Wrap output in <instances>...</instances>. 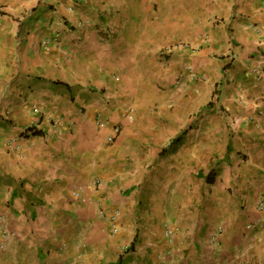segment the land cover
I'll return each mask as SVG.
<instances>
[{
  "label": "crops",
  "instance_id": "obj_1",
  "mask_svg": "<svg viewBox=\"0 0 264 264\" xmlns=\"http://www.w3.org/2000/svg\"><path fill=\"white\" fill-rule=\"evenodd\" d=\"M169 41L174 79L212 98L150 173L118 75ZM261 198L264 0H0V264H152L168 226L175 264H264Z\"/></svg>",
  "mask_w": 264,
  "mask_h": 264
},
{
  "label": "rangeland",
  "instance_id": "obj_2",
  "mask_svg": "<svg viewBox=\"0 0 264 264\" xmlns=\"http://www.w3.org/2000/svg\"><path fill=\"white\" fill-rule=\"evenodd\" d=\"M182 30L179 29L180 36H182ZM179 45L184 46L185 44L181 41L165 42L164 48L160 52L149 51V57L156 58V62L151 60L152 62L148 61L147 65L144 66L131 62L122 67V73L118 75L119 84L116 90L119 93L118 99L123 103H131L136 108L135 120L129 123L131 131L126 140L141 143V149L139 145H135L136 148L132 147V150H142L148 153L149 167L147 170L150 173L154 171L155 166H160L161 155L159 151L161 144L168 138L178 135L177 132L170 131L171 127L177 125L175 117H184L182 114L186 115L185 108L188 111L186 126L199 122L206 110L197 111V106L212 98L211 93L201 87L208 85L207 77H201V74L196 70L195 73L191 72L194 74L191 76V81L195 84L188 85L182 78L174 79L175 72L179 68L176 69L172 66V49ZM187 64L185 63L186 66ZM216 72L218 74V68ZM193 104H195V109L191 114L190 110ZM174 137L172 140L176 139ZM142 158H144L143 154ZM179 246V244L175 246L168 243L166 239L165 249L158 252L156 260L151 261V263L175 264L173 251Z\"/></svg>",
  "mask_w": 264,
  "mask_h": 264
},
{
  "label": "built area",
  "instance_id": "obj_3",
  "mask_svg": "<svg viewBox=\"0 0 264 264\" xmlns=\"http://www.w3.org/2000/svg\"><path fill=\"white\" fill-rule=\"evenodd\" d=\"M49 40H45L44 42V46L45 47H48L49 45ZM181 78V74L177 77V80ZM125 117L129 120V121H133L134 119V109L132 106H127L125 108V113H124ZM101 121H104L102 119H100ZM106 122V121H105ZM112 133L110 135H108L107 137V140L109 142H112L115 138V136L119 133L120 131V126L119 125H114L112 126V129H111ZM102 185V180L99 179V178H95L93 180H91L87 185L84 186L85 189H90V188H94V187H100ZM72 196L74 197L75 200L77 201H80V202H83V201H86L85 200V197L83 196L82 194V190L81 188H75L73 191H72ZM256 209L258 211H260L261 213L264 211V198H261L259 199L258 203H257V206H256ZM98 214L101 216V217H106L105 213L103 210H100L98 211ZM117 216H118V213L117 211H114L112 212L111 214H109L106 219H107V223L110 227V231L112 234H115L119 231V226H118V223H117ZM254 224L255 222H252V223H249L247 225V228L249 230H252L254 229ZM222 232V228L219 227L217 228L216 230V235H219L221 234ZM164 236L165 238L167 239V242L172 244V245H177V243H175L174 239H175V235H176V230L171 228V227H167L165 230H164ZM5 247L4 243H2L0 245V249L3 250V248Z\"/></svg>",
  "mask_w": 264,
  "mask_h": 264
},
{
  "label": "trees",
  "instance_id": "obj_4",
  "mask_svg": "<svg viewBox=\"0 0 264 264\" xmlns=\"http://www.w3.org/2000/svg\"><path fill=\"white\" fill-rule=\"evenodd\" d=\"M225 68H227V65H225V66H223V68L221 69L222 71H224L225 70ZM210 103H208V105H209ZM180 138L181 137H177L173 142H171L172 144H175V143H177L179 140H180ZM166 153V149L165 148H163L162 150H161V152H160V155H164ZM133 247V245H130V248H132Z\"/></svg>",
  "mask_w": 264,
  "mask_h": 264
}]
</instances>
